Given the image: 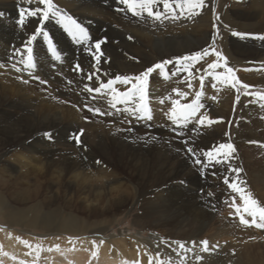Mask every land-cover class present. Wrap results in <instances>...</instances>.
Instances as JSON below:
<instances>
[{"label":"rangeland","instance_id":"rangeland-1","mask_svg":"<svg viewBox=\"0 0 264 264\" xmlns=\"http://www.w3.org/2000/svg\"><path fill=\"white\" fill-rule=\"evenodd\" d=\"M24 1L25 2H21V0L18 2L15 1L16 11L13 20L16 22L20 19L21 7H26L25 9H35L40 6V8L43 9L45 7V5L39 4L38 0H31V2ZM225 3L227 8H229L231 3V5L235 6L233 7L234 9H243L245 8L246 0H226ZM115 4L116 5H113L112 10L117 12L116 14H119V16L122 15V18L127 19L126 21L124 20V23L133 21L136 23L137 21L138 23L149 26H165V24L166 26H179L182 22H185L186 19L188 21L192 20V18L188 19L187 15H178L176 19H172L170 14H166L169 18L165 19L162 17L160 20H154L146 14L142 17H134L127 11L119 10L124 6L119 4L118 0L115 1ZM219 4L220 0H214V7L211 10L212 18L214 19L213 25H216L218 21L216 20L215 13L219 16V19L221 18ZM157 7L161 10L163 9L160 5ZM231 9L232 7H230L228 16L232 20L230 22L223 21L222 23V30L231 32V34H229L231 38L228 37L227 41L229 47H227V45V48L224 47L221 37H218L215 42V48L226 58V67L234 70L235 77L238 78L242 84H247L251 87L244 89L238 85L237 88H232L229 84L221 83L219 80H214L211 76H208L203 69L206 68L208 63L217 59L215 55L206 56L195 63L189 61L188 63L192 65L190 69L187 71H177L178 67H184L183 62H181L180 65L175 63L177 58L188 56L196 52H202L204 48L212 43L213 33L217 31V27H213L212 37L208 40L209 42L206 41V44L202 45V47L197 46V42L194 40L195 38L190 36H173L174 38L166 37L161 41L158 40L159 43L157 45L156 43L158 41L148 42L144 37H140L147 44L148 48L139 47L133 49V51L130 52V55L139 59L142 64V70L136 73L124 70L119 74L120 76L134 77L145 71L147 68L153 67L155 64L163 63L165 61H173V63L164 66V76L160 74L159 69H156L148 77L147 102L151 119H147L146 117L141 118L143 114L139 112L133 114L131 109L136 107L134 103H117L115 108L111 107L109 104L111 95L110 90L108 89H102L101 93L85 90V85L94 89L95 87H99L102 83H107L110 79L114 80L118 74L115 75L112 72H108L107 75L109 78L104 80V78H101L102 74L100 72L101 80H99L98 75L89 72L93 68L92 66L84 67L83 65L78 64L77 60L67 65L68 67H66L68 69L66 68L62 71H58L59 63L61 64L62 62L59 58H56L58 55H56V57L52 56V52L49 51L48 41L45 39L43 42L46 45V51H44L41 46L43 53L45 52L46 55H48V58L53 60V64L50 65L51 70L49 71L53 74L50 81L52 82L55 89L54 92H57L56 96L58 97L53 101L54 106L58 109L64 110L63 114L65 120L62 119V121L65 124L72 125V129H69L68 131L63 127H61L58 132L55 131L56 135L53 140L55 147L63 144V142L70 144L71 148L66 150L68 152L67 154L73 152L79 153V151L82 152L83 150L88 151V148L94 150L96 144L91 142L90 137H95L96 135L101 134L107 136L105 135L104 126L109 127L111 122L109 123L108 118H113L115 115L118 120H121V123L116 125V128L112 126L111 129H113L114 134L129 130V132H132L137 137L149 138L147 143L150 147L148 149L145 148L143 155L135 159V161L142 164V166L143 159H149L152 166L148 169L149 172L145 174L143 173V168L137 169L135 161L132 162L133 170L130 169L138 179L144 178L146 182L142 185H137V181L131 177L133 182H127L126 180L122 182V180V184L119 182H112L107 185L110 188H113L112 191H98L95 195L93 194V191H91L89 194L92 195L95 198V201L102 205V207H97L90 211L88 223H91L92 226H96L100 220L111 219V223L106 225L107 229L105 234L117 235L120 233L123 235H136L143 242H149L155 249L160 248L163 251H169L174 248V241H179V243L183 242L185 245L183 248L184 253L177 252L176 255L180 260L182 259L185 261L184 264H194V262L197 264H264V235L263 233H260L264 229L240 224L235 208L231 205L235 203V205L241 206L242 201L240 200L239 194L233 192L224 182L226 177L229 178L230 182L234 179L237 182L243 181V184L240 186L250 192L253 198H255L261 205H264V192L254 188L251 184L252 173L250 167L252 163H263L264 147L262 146H264V138H259L257 145L255 147L252 146L254 143L249 139V134L246 131L249 128V130H253L256 127L254 125L249 128L245 127V124H247L250 119V108L247 106H251V103L254 104L252 101L256 98V95L254 94L264 93V84L260 82H249L248 75L252 70L256 69V63L264 67V61L263 59H257V62H248L235 51L237 44L247 42L252 35L259 34L260 32H256L257 30L255 28L257 27H254L256 25L254 24L255 22H243V24L239 26L233 25L237 23L233 22L234 18L230 14L233 10ZM5 16L10 17L8 13H5ZM28 18L22 24V27L26 26L28 29L32 28L31 30L40 28L41 32L44 31L48 34L52 46L54 45L52 39L54 36L51 31L63 35V41H65L62 46L63 50H84L89 44H91V39L93 40L92 45L94 48H96L95 45L98 43L97 40L94 41V32H91L89 27H82L87 33L86 38L81 37L78 32V34L76 33V38H73V35L67 30L65 31L63 23L60 22L61 18H49L53 22L56 20L54 26L48 25V19L44 20L42 14H37L36 16ZM142 19L143 21H141ZM42 20L44 21L43 23H41ZM239 21L240 20L237 21L238 24L242 23ZM176 22L179 24L176 25ZM76 23L78 24L77 21ZM123 32L124 33L122 34L125 36L123 38L130 41L132 35H129V32ZM233 32L244 34V36L233 35ZM30 40L31 43H29ZM78 40L79 42H77ZM33 42H35V39L32 40L27 38L25 44L27 52H24L23 57H26V61L30 55L34 67L28 69L23 64L22 67H19L22 70L19 72L16 71L15 69L18 68L17 65L20 63L16 62V60H20L17 57H11L6 64L0 65V77L4 74L6 78H13L15 80L14 75L17 73L18 75H23V78L30 83L29 86L23 84L20 88H15L13 85L7 87L0 86V94L6 95L11 100V102L0 111V118H2V120H4L9 114H12L13 116L20 110L27 108L23 103H16L17 101L31 100L33 105L37 107L39 106V102L45 98L47 92L51 91V88H49L50 85L48 84V80L45 79V76L34 73L36 69L35 64L40 60L37 58L38 43L34 45ZM29 48L31 49V53L28 51ZM55 50L57 51L56 48ZM102 51L104 52V50ZM144 53L146 55H144ZM108 56L109 58L111 57L110 55ZM34 59L36 61H34ZM220 63L223 65L224 61H220ZM14 64L16 68L13 67ZM197 69L200 71H197ZM216 71L225 72V67L218 68ZM173 72L176 74L172 75ZM89 76H91L92 79H89ZM201 76L204 77L203 87H201L200 84ZM53 77L60 78L62 83L59 82V84H56L53 82ZM188 83L192 84L191 89L187 87ZM213 84H215V87H213ZM113 87L120 92H124L131 87V83L122 84L116 82ZM173 89H178L180 92H187L188 95L181 97L177 92H173ZM237 89H239V91H237ZM197 91H202L203 94L200 97V103L204 105V107L197 113V118H199L200 115H205L207 117L205 123L203 125H197L195 120H192L186 126L174 124L168 116L169 110L173 106L172 101L178 100L181 104L191 103V101L195 99V93ZM249 93H252L254 97L250 98V96L253 95H250ZM237 95L240 97L239 101L236 99ZM213 97H215V99H213ZM162 100L163 103H161ZM75 101L78 107L73 106ZM63 104H65L67 108ZM125 108L129 109V111H124ZM95 109H99L100 111L95 112ZM67 112L69 114H67ZM74 112H76L75 119ZM258 113L261 114L260 110L256 108L253 114L256 115ZM208 120L215 121V123L209 124ZM152 127L157 129V136L150 133L146 136L139 135V131H145V133H147V131H152ZM60 131L66 134V136H60ZM70 131L77 132L75 137H79L81 143L78 144L76 142V144H72L69 141V137L71 139L74 138L73 134H67ZM85 132H87L89 137L85 136ZM252 132L254 135H257L254 131H251L250 134H252ZM61 137H65L69 142L60 139ZM109 142L113 143L111 148L113 150L116 148L117 152V148L119 147L117 143L120 142L117 134L113 135ZM158 143L164 144L169 148L177 149L181 154L180 162L185 166L183 172L173 176L171 180L167 181V184L161 182L154 184L150 180L151 175H157V170L156 168H153V166L159 163L160 160L158 157L163 161L161 154L157 152ZM223 143H231L235 148V152L232 153L227 160L224 159L222 152L217 157V159L222 161L221 163H216L215 161L209 162L207 157L202 155L204 152L218 148L219 145ZM252 147L254 148L252 149ZM137 150L138 149H136V151ZM94 152L91 153L94 156V159L105 163L109 168V171L104 175L102 173L99 174L98 172H91V174L95 175L93 177L99 182H105L108 178H113L116 175H123L121 169L116 166V158L112 161H108V158L103 157L99 150H95ZM197 160H200L199 164L196 163ZM171 162L172 161L167 164L168 168L170 167ZM236 168L241 169L239 174L230 170ZM127 176L128 175H124V177ZM117 192H123L128 198H132L133 205H128V207L116 206L114 201L116 197L114 196ZM58 196L63 197V194L60 193ZM39 197H41V195ZM135 198H137L136 201ZM167 198H169L171 202L170 205L165 203ZM177 198L180 202L173 201V199ZM54 205L59 211H71L73 214L79 216V210H77L79 204L76 199L70 204H64L62 200L58 199L55 201ZM67 206L68 208H66ZM177 207L183 213L184 232L181 236L164 235L162 237L152 238L147 236V232L142 231L140 232L141 234H139L135 229L136 227L133 224L134 220H136V223L139 222L144 225H146L144 220L149 224H152L157 219L155 215H151L153 211L160 209L175 210ZM203 212L208 213V215L203 217L200 222H194L195 216ZM246 219L251 220V217H246ZM175 222L178 223V220ZM256 232L258 235L255 234ZM258 239L263 240L260 241ZM204 240L209 242L207 251L202 250L204 245L200 243ZM154 248H152V250ZM135 253L139 255L138 250H135Z\"/></svg>","mask_w":264,"mask_h":264},{"label":"bare ground","instance_id":"bare-ground-1","mask_svg":"<svg viewBox=\"0 0 264 264\" xmlns=\"http://www.w3.org/2000/svg\"><path fill=\"white\" fill-rule=\"evenodd\" d=\"M15 1L18 2L19 0H0V65L6 64L11 57L25 60L26 57H23V55L24 52H27L25 49L26 40L35 35L34 45L42 43L37 44V58L40 61L35 64L34 73L45 76L51 91L47 92L46 99H42L39 106L35 107L31 100L17 101L16 103H23L27 108L20 110L16 115H7L4 120L0 118V264H21V262L23 264H150V260L151 264H160V262H163V264H184L185 261L180 260L176 255L177 252L184 253L179 243H175L179 241L173 242L175 247L171 250L163 251L160 248L155 249L149 242H143L136 235L105 234L106 225L111 223V219L100 220L96 226L88 223L90 211L102 207L89 194L91 191L94 195L98 191H112L113 188L107 185L112 182L122 184L125 180L133 182L131 177L137 181V185L146 182L144 178L138 179L131 170H133L132 162L143 155L145 148L150 147L147 143L149 138L137 137L129 130H125V132L116 133L120 142L117 143L119 145L118 151L116 152V148L113 150L111 148L113 143L109 140L116 134L111 128L112 126L116 128V125L121 123V120H118L115 115L113 116L114 119L108 118L111 125L109 127L104 126L105 135L108 137L103 136V134H101L102 136L90 137L91 142L96 144L94 150L88 148V151L83 150L79 153L67 154L66 150L71 148L70 144L63 142V144L55 147L53 141L56 135L55 131L58 132L61 127L68 131L72 129V125L65 124L62 121V119L65 120L64 110L56 108L53 103L54 99L58 98L56 96L57 92H54L55 89L50 81L53 74L49 70H51L50 65L53 64V60L49 59L48 55L42 51V49L46 51V45L43 42L44 37L42 34H37L36 30L28 29L26 26L22 27L13 20L16 11ZM115 1L53 0V3L60 10L61 16L66 14L76 20L81 27H89L91 32H94V34L92 33L94 41H103L100 44L99 51L92 45V39L91 44L84 50H63L62 46L65 42L63 41V35L51 31L54 36L52 38L53 46L57 49L56 55L62 61L61 64L59 63L58 71L66 69L67 65L77 60L78 64L84 67L92 66L93 68L89 72L98 75L99 80H101L100 72L102 74L101 78L107 80L109 78L108 72L119 75L124 70L135 73L142 70L139 59L130 55L133 49L147 47V44L140 37H144L148 42H156L166 37L190 36L194 37L197 46L201 47L206 44V41L209 42L208 40L212 37L214 19L211 10L214 7V0H205L206 6L202 8L199 15L192 17L190 21L186 19L179 26H166V24L165 26H149L137 21L136 23L134 21L124 23V20L127 19L122 18L121 14L119 16V14H116L117 12L112 10L113 5H116ZM21 2L25 1L21 0ZM225 2L226 0H220L221 18L216 23L219 31L218 37H221L224 47L227 45L228 37L231 38L229 35L231 32L223 31L222 23L223 21L230 22L232 20L228 16L230 7H232L231 10L233 11L230 14L234 18L233 22L237 23L233 24L232 22L233 25L239 26L243 22H255L256 32H260L252 35L247 42L237 44L235 51L248 62H257V59H263L264 61V39L259 38L264 36V0H246L243 9H234L235 6L231 3L227 8ZM178 12L176 13L177 17ZM5 13H8L10 17H6ZM238 20L242 23L238 24ZM54 22L51 19L47 21L50 26H54ZM178 24L176 22V25ZM123 31L132 35L130 41L128 40L129 42L123 38L125 37L122 34ZM227 47L229 46L227 45ZM108 55L111 57L109 58ZM144 55L146 54L144 53ZM97 57H99V61H97ZM20 60H16L17 63L20 62L17 65L18 68L23 65ZM36 60L34 59V61ZM255 65L257 67L250 72L248 80L251 83L260 82L264 84V67L257 63ZM14 76L15 80L6 78L3 74L0 77V86L13 85L15 88H20L23 84L30 85L29 81L23 78V75L16 73ZM52 79L56 84L62 83L58 77ZM253 97L254 95L250 96V98ZM255 97V100H252L254 104L251 103V106H247L250 108V119L245 124L246 128L252 125L256 127L253 130H249V128L246 131L249 134V139L254 143L252 145L254 147L257 145L259 138H264V100H261L258 95ZM10 102L11 100L6 95L0 94V111ZM63 105L67 108L65 104ZM73 106L78 107L76 101ZM256 108L260 110L261 114H253ZM67 114L69 113L67 112ZM75 118L76 112H74ZM251 131H254L257 135H254L253 132L250 134ZM76 133V131H70L67 134H73L75 137ZM85 133V136L89 137L87 132ZM138 133L140 136H146L149 133L157 136V129L152 127L150 132L139 131ZM59 135L66 136L62 131ZM60 139L76 144L75 138L71 139L69 137V141L65 137ZM136 149L138 150L136 151ZM95 150H99L103 157L108 158V161L116 158L117 165H115L121 169L123 175L108 178L105 182H99L94 178L95 175L91 172L104 175L109 171L105 163L94 159L91 153ZM157 152L161 154L163 161L158 157L159 163L153 166L157 170V175H151L150 180L154 184H157V182L167 184V181L171 180L173 176L182 173L185 166L180 162L181 154L177 149L158 143ZM170 161L172 162L168 168L167 164ZM135 164L137 169L143 168L145 174L152 167L150 160L146 158L143 159L144 167L137 161H135ZM250 167L252 186L264 192V159L263 163H252ZM124 175L128 176L124 177ZM60 193L63 194V197L58 196ZM40 195L41 197H39ZM114 197H116L114 201L118 207L133 205L132 198H128L123 192H117ZM58 199L62 200L64 204H70L76 199L79 204L77 207L79 216L71 211H59L54 205ZM136 200L137 198H135ZM173 201L180 202L178 198L173 199ZM165 203L167 205L171 204L169 198L165 200ZM151 215L157 217L152 224H149L146 220H144L146 225L136 223V220L133 221L139 234L144 231L148 233L147 236L158 238L164 235L181 236L184 232L183 213L178 207L175 210H155ZM207 215L206 212L196 215L194 222H200ZM176 220L180 225L175 222ZM260 233L264 235V230ZM255 234L258 235L257 232ZM21 241H28L33 247L26 246ZM35 245L41 246L38 255ZM56 245L59 246L58 249L54 247ZM152 248L154 249L152 250ZM47 249L52 250L48 251ZM135 250L139 251V255L135 253ZM93 252H96L95 256H93ZM194 264L197 263L194 262Z\"/></svg>","mask_w":264,"mask_h":264},{"label":"snow or ice","instance_id":"snow-or-ice-1","mask_svg":"<svg viewBox=\"0 0 264 264\" xmlns=\"http://www.w3.org/2000/svg\"><path fill=\"white\" fill-rule=\"evenodd\" d=\"M28 2H31V0H28ZM118 2L123 5L124 7L119 9L120 11H127L131 13L133 16H144L145 14L154 19V20H160L162 17L167 19L169 18L168 15L170 14V17L172 19L177 18V11H179L180 16L187 15L189 19L192 17L199 15L200 11L203 7L206 6L205 0H118ZM38 3L41 5H45V7L42 9L40 7H37L35 9H25L20 8V19L17 21L19 24H23L27 17H33L37 14H42L43 19H49L51 17H61L60 22L64 23L65 29L73 35V38H76V33L78 32L81 37L86 38L87 33L86 31L76 23L75 20H73L70 16H67L66 14L61 16L60 10L57 8V6L53 3V0H38ZM158 5H162L163 9L161 10ZM216 20H219V16L216 15ZM43 23V20L41 21ZM213 27L215 28L216 25L214 24ZM37 34H42L44 39L48 41L49 51L52 52L53 56L56 57V50L52 46L51 41L49 40L48 34L46 32H41L40 28L36 29ZM233 35H239L244 36V34L241 33H232ZM219 36V31L213 33V40L212 43L204 48L202 52H196L194 54L184 56L177 58L175 63L177 65H180L181 62H183L184 67L177 68V71H187L191 68V64L188 63L189 61L195 63L198 60H202L204 57L209 55H215L216 60L212 61L211 63H208L206 68L203 69V71L208 75L211 76L214 80H219L221 83L229 84L232 88H237V86H241L244 89H248L249 85L242 84V82L235 77L234 70L232 68L226 67L227 61L226 58L223 57L222 53L217 51L215 48V42L216 39ZM36 36L34 35L31 39L34 40ZM131 38V37H130ZM260 39H264V36L259 37ZM79 42V40L77 41ZM31 43V40L29 41ZM103 43V41L98 42L95 47L97 51H99L100 44ZM29 53H31V49H28ZM102 55V53H101ZM59 58V57H56ZM97 61H99V57H97ZM220 61H224V64L222 65ZM21 63L25 65L26 68H32L34 65L31 62V56L29 55L28 60H21ZM173 63V61H165L163 63L155 64L153 67L147 68L145 71L141 72L139 75H136L134 77L130 76H120L117 75L114 80L110 79L107 81V83L100 84L99 87L89 88L87 85H85V90L91 92L95 91L96 93H101L102 89H108L110 90L111 99L109 101V104L111 107L115 108L117 103H134L136 105L135 108L131 109V112L133 114L139 112L142 113L143 116L141 118H147L151 119L150 111L148 108V97H147V81L148 77L151 73H153L156 69L160 70V74L162 76L165 75L164 66L166 64ZM14 68H16L15 65H13ZM225 67V72H217L216 69ZM22 69L16 68V71H21ZM197 71H200L197 69ZM176 73L173 72L172 75H175ZM19 79V77H17ZM89 79H92L91 76H89ZM122 83V84H129L131 83V87L124 92H120L116 88L113 87V85L116 83ZM200 84L201 87H203L204 84V77H200ZM187 87L189 89L192 88V84L188 83ZM213 87H215V84H213ZM239 91V89H237ZM173 92H177L181 97H185L188 95L187 92H180L178 89H173ZM202 91H197L195 93V99L191 101V103L181 104L178 100L172 101V108L169 110L168 116L169 119L172 120L174 124L177 125H184L186 126L189 122L192 120H195V123L197 125H203L205 121L207 120V117L205 115H200L199 118H197V113L200 111L201 108L204 107L200 103V97L202 96ZM250 95H253L252 93H249ZM254 95H258L261 100H264V93H257ZM239 95H237L236 99L239 101ZM215 99V97H213ZM163 103V100L161 101ZM91 110V109H90ZM95 112H99V109H95ZM119 111V109H118ZM124 111H129V109L125 108ZM208 123H215V121L208 120ZM76 139L77 143H80L79 137H74ZM223 154V157L225 160L229 158L232 153L235 152V148L231 143H223L220 144L218 148L213 149L212 151L204 152L202 153L203 156L207 157L209 162L215 161L216 163H221L222 161L220 159H217V157L221 154ZM99 163V162H97ZM196 163H200V160H197ZM231 171H234L235 173L239 174L241 169H230ZM225 184L228 185V187L235 193L239 194L240 200L242 201L241 206L231 205L235 208L236 215L239 217V221L241 225L244 226H255L259 229H264V205H261L255 198H253L252 194L248 192L245 188L241 187L240 185L243 184V181L237 182L235 179L230 182L229 178H225L224 180ZM235 199V198H233ZM246 217H251V220L246 219ZM19 239V238H18ZM71 239V238H70ZM26 246L33 247L29 244L28 241H21ZM95 243V242H93ZM103 243V241H101ZM179 243V242H175ZM204 245V248L202 250L207 251L208 250V241L204 240L200 242ZM180 248H184L183 243H179ZM35 249L37 250V255L39 254V250L41 249L40 245H35ZM57 249L59 248L58 245L54 246ZM48 251H51L52 249H47ZM93 256L96 255V252L92 253ZM6 255V253H5ZM23 264V262H21ZM151 264V260H150ZM160 264H163V262H160Z\"/></svg>","mask_w":264,"mask_h":264}]
</instances>
